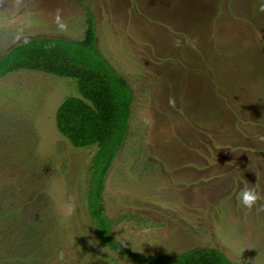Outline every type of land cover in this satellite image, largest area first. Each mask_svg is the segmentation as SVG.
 I'll list each match as a JSON object with an SVG mask.
<instances>
[{
	"label": "rangeland",
	"instance_id": "obj_1",
	"mask_svg": "<svg viewBox=\"0 0 264 264\" xmlns=\"http://www.w3.org/2000/svg\"><path fill=\"white\" fill-rule=\"evenodd\" d=\"M262 9L264 0H0V54L35 36L79 40L89 13L98 51L130 86L124 143L101 196L110 231L126 249L172 256L212 247L234 264H264V223L244 221L258 218L250 208L202 194L198 185L176 192L158 183L166 181L159 171L142 178L141 170L130 167L140 162L134 158L138 146L142 153L176 149L162 140L170 125L176 130V121L162 118L166 112L158 104L178 101L183 91L192 101L194 62L206 84L210 70L226 79L229 92L246 76L253 80L248 99L262 96L256 80L264 76ZM68 96H78L73 79L27 69L0 78V186L14 189L9 205L21 204L22 195L28 215L42 226L31 252L18 259L22 264H145L97 237L86 201L95 146L74 147L55 126V110ZM246 113L251 119L256 111ZM43 220L50 225L43 226Z\"/></svg>",
	"mask_w": 264,
	"mask_h": 264
},
{
	"label": "trees",
	"instance_id": "obj_2",
	"mask_svg": "<svg viewBox=\"0 0 264 264\" xmlns=\"http://www.w3.org/2000/svg\"><path fill=\"white\" fill-rule=\"evenodd\" d=\"M85 24L79 40L35 36L10 47L0 54V78L27 69L75 81L78 96L65 97L57 106L55 126L72 146H95L86 201L98 239L127 259H140L145 264H234L221 250L212 247L192 248L172 256L144 254L126 249L112 235L111 220L103 214L101 196L107 171L126 135L132 93L127 82L98 51L89 13ZM13 191L12 187L0 186V264H22V252H31L32 240H36V231L42 227L41 221H35L36 216L28 215L22 195L21 204H8L14 200L10 196ZM45 222L43 226L50 225ZM9 252L17 254L11 256Z\"/></svg>",
	"mask_w": 264,
	"mask_h": 264
},
{
	"label": "crops",
	"instance_id": "obj_3",
	"mask_svg": "<svg viewBox=\"0 0 264 264\" xmlns=\"http://www.w3.org/2000/svg\"><path fill=\"white\" fill-rule=\"evenodd\" d=\"M223 61L220 60V63ZM223 64H225L223 68L226 71L229 67H226V63ZM193 65L198 77L193 85L197 88L192 93V101L187 98L189 94L185 93L188 95L186 98L182 96L183 91L180 92L182 94L179 93L178 101L158 104V107L166 112L162 114V118L167 119L168 122L176 121V130L173 125H170V134L167 131L165 138L162 139H166L167 147L173 146L176 149L171 152H164L166 150L162 152L159 148L155 152L142 153V147L138 146V155L134 158L140 162L138 166V161L130 165L131 172L132 170L137 172L136 169H139L141 170L139 175L146 178L156 170L159 174L166 176L164 183L161 179L158 183L166 184L168 189L178 192L184 186H190L192 189L197 185L202 186V194L208 192L213 195L215 193L222 200L235 204L239 208H246L240 203V193L250 188L260 197L250 208L254 211L253 217L258 218L254 220L251 218L250 221L244 219V221L258 220L263 224L264 76L260 80L256 79L257 89L262 92V96L249 100L246 92L253 82L251 78L243 76L238 79L234 82L235 88L229 92L224 87L223 81L226 79L221 80L220 75L215 77L210 70L211 76L207 78L208 83L206 84L203 72L197 70V67L201 66L198 65L195 68L196 62ZM152 107L154 110L158 109L155 105ZM247 109L256 111L253 118L250 119L247 116ZM137 127H141V124ZM143 131L147 132L145 128ZM134 139L137 141L136 136ZM208 142H210L209 145ZM123 143L124 140L116 150L112 163H115L117 152ZM163 147L165 148V145ZM104 185L105 179L103 188ZM212 195H210L211 198ZM104 216L107 217L105 214ZM241 216L243 217L242 214Z\"/></svg>",
	"mask_w": 264,
	"mask_h": 264
},
{
	"label": "clouds",
	"instance_id": "obj_4",
	"mask_svg": "<svg viewBox=\"0 0 264 264\" xmlns=\"http://www.w3.org/2000/svg\"><path fill=\"white\" fill-rule=\"evenodd\" d=\"M262 10H264V9H262ZM56 22L61 28L64 27V25L60 22L59 16H57ZM258 199H260L259 194L250 188H246L240 193V203L246 208H252ZM88 224H91V223L85 222V225H88ZM125 239H127V238H125ZM89 243H93V241H89ZM236 264H240V262L237 261Z\"/></svg>",
	"mask_w": 264,
	"mask_h": 264
}]
</instances>
